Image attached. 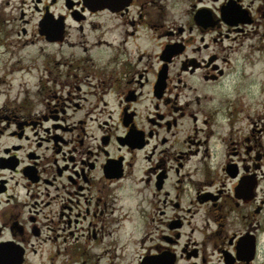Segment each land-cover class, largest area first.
I'll return each instance as SVG.
<instances>
[{
	"label": "flooded vegetation",
	"instance_id": "1",
	"mask_svg": "<svg viewBox=\"0 0 264 264\" xmlns=\"http://www.w3.org/2000/svg\"><path fill=\"white\" fill-rule=\"evenodd\" d=\"M21 2L42 60L0 98V264H100L127 186L159 210L131 264H264V121L226 106L230 52L264 36V0Z\"/></svg>",
	"mask_w": 264,
	"mask_h": 264
},
{
	"label": "rangeland",
	"instance_id": "2",
	"mask_svg": "<svg viewBox=\"0 0 264 264\" xmlns=\"http://www.w3.org/2000/svg\"><path fill=\"white\" fill-rule=\"evenodd\" d=\"M0 1L3 2L0 42L5 44L4 47H0V98H4V95L1 94L5 92L14 93L15 86L29 76L28 69H31L32 65L37 66L38 64H34V62L41 61L42 57L38 52L40 44L36 41L31 43V40H34L33 33L36 30L38 14H33L34 10L30 7V3L22 4V0ZM7 1L9 4H7ZM22 11L25 14V20L29 21L28 24L24 25L19 20ZM3 18L11 20L3 22ZM21 26H24L28 32L26 37L16 35ZM25 40H28V42L24 45ZM230 54L231 65L236 68V72L229 75L226 80L227 98L230 100L226 106L229 104L231 108L236 106L243 109L241 113L243 118L250 114L260 124L264 121V93H261L264 83V36H260V34H251L246 37L239 36L234 44V51ZM244 75L248 76V84L246 85L242 84L246 78ZM244 125L245 123H242V127ZM213 162L215 163L216 159ZM138 188L136 186L123 187V190H121L123 197L112 214L114 222L102 227V231L98 235V238H101V243L96 251L98 255L103 254L102 259L99 260L100 264L109 263V259L112 257L114 259H116V256L119 258L121 252L126 255L125 264L135 262V258L143 251L142 246L146 244L142 243L147 235L145 233H149L153 227H158L159 216L155 215L159 212L157 210L158 203H153L150 206L141 204L139 198L135 195ZM191 188L193 186L189 181L179 182V191L180 194L182 193L180 202L187 207H189L187 200H191ZM190 207V213L183 212L182 214L184 215L182 216L183 226L180 229L184 234L182 242L187 240L188 234L191 232H193L191 239L195 240L192 206ZM129 213H131L129 217H132V219L124 224L120 223L118 217L124 214L129 215ZM152 213L154 214L152 215ZM118 228L120 229L117 231ZM47 248H44V256Z\"/></svg>",
	"mask_w": 264,
	"mask_h": 264
}]
</instances>
